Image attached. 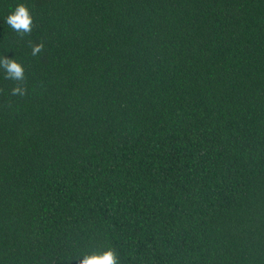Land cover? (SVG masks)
Here are the masks:
<instances>
[{
    "label": "trees",
    "instance_id": "1",
    "mask_svg": "<svg viewBox=\"0 0 264 264\" xmlns=\"http://www.w3.org/2000/svg\"><path fill=\"white\" fill-rule=\"evenodd\" d=\"M2 55L0 264H264V0H0Z\"/></svg>",
    "mask_w": 264,
    "mask_h": 264
},
{
    "label": "clouds",
    "instance_id": "2",
    "mask_svg": "<svg viewBox=\"0 0 264 264\" xmlns=\"http://www.w3.org/2000/svg\"><path fill=\"white\" fill-rule=\"evenodd\" d=\"M3 20L18 35L30 34L34 24L32 12L25 3H17ZM43 48V43L34 45L32 55H38ZM0 69H3L6 79L18 82L25 78V67L16 58L0 56ZM12 94L23 96L26 94V89L18 84L13 88ZM77 259H79L80 264H119V258L113 248L90 251Z\"/></svg>",
    "mask_w": 264,
    "mask_h": 264
}]
</instances>
